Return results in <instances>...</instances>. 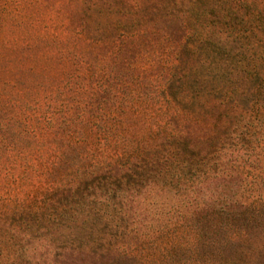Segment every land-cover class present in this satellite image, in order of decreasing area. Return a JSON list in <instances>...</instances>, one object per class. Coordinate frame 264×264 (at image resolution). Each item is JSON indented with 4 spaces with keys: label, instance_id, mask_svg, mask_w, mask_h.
<instances>
[{
    "label": "trees",
    "instance_id": "16d2710c",
    "mask_svg": "<svg viewBox=\"0 0 264 264\" xmlns=\"http://www.w3.org/2000/svg\"><path fill=\"white\" fill-rule=\"evenodd\" d=\"M33 1L39 3L37 19L23 13L33 6L8 10L0 5V182H6L9 195L29 173L47 179V185L40 189L38 203L13 198L8 207L0 204V227L5 221L19 225L0 238V264L6 250L24 249L19 247L23 237L12 242L17 231L28 232L32 221L42 218L58 222L48 211H56L57 196L65 202L77 198L82 205L98 199L119 214L116 238L144 241L132 226L140 218L137 201L144 193L154 199L156 185L166 184V172L176 165L195 166L199 179L210 176L206 159L214 152L206 145L215 138L198 134L204 129L200 122L192 126V134L181 136L178 128L186 125L187 114L180 96L185 99L189 85L195 84L199 97L204 93L213 103L220 101L211 106L217 111L220 104L236 101L247 86L255 90L264 84V0ZM40 10L54 16L45 20ZM53 71L59 74L50 75ZM51 79L56 87H48ZM159 83L165 86H154ZM166 109L174 112L170 119L184 122L171 119L168 131L165 125H147L152 129L147 139L134 137L132 118L165 116ZM223 123L211 122L212 134ZM37 159L50 161L49 168L32 169ZM73 160L82 167L67 172L65 166ZM222 168L215 166L212 174ZM175 171L177 185L186 186L190 179ZM242 206L243 213L226 214L230 234L221 245L207 240L199 204L189 206L184 222L199 225L193 243L170 244L171 253H190L189 260L178 264H264V243L252 242L244 230L255 213L264 214V203ZM249 211V217H242ZM140 243L119 251V258L144 264ZM209 246L213 251L203 254L202 248Z\"/></svg>",
    "mask_w": 264,
    "mask_h": 264
},
{
    "label": "rangeland",
    "instance_id": "374dc122",
    "mask_svg": "<svg viewBox=\"0 0 264 264\" xmlns=\"http://www.w3.org/2000/svg\"><path fill=\"white\" fill-rule=\"evenodd\" d=\"M46 1L52 4V0ZM0 5L5 6L8 10L33 6L32 8L29 7L31 9L25 8L23 13L26 15L33 13V17L36 19L39 17L37 15L39 12L35 13V6L39 3H34L33 0H0ZM40 13L45 20H50L54 16L51 10H47V12L40 10ZM260 72H263L264 75L262 68ZM56 73L59 74V71H53L49 74L54 75ZM158 85H161V88L165 86L162 83L154 86ZM262 85L261 83L255 85L256 88L258 87L255 90L252 89V84L247 86L243 95L235 97L236 101L220 104L217 111L211 106L216 107L220 101L213 103V100H210L204 93L199 97L195 84L189 85L185 99L180 96L182 100L180 105L185 108V114H187L184 117L186 124L184 125L187 126V129L182 125H179L182 127L178 128L183 132L181 136L185 132L192 134L194 131L192 126L196 122H200V126L204 124V129L201 132L197 131L198 134L201 137L205 134L208 139L215 138V141L209 140L207 145L204 144L210 147L209 152H214L206 159V161L209 159V162L205 170H211L206 175L210 176H202L199 179L194 169L195 166L176 165L166 172L167 177L163 181L166 180L167 183L156 185L159 188L156 187L158 192L154 199L153 197L151 199L148 193H144L142 198L137 201L140 218L133 220L134 224L131 223L133 227L140 229L139 233L144 235L142 240L144 238L145 240L141 242L142 244L140 239L131 236L116 238L115 234H119L116 227L119 224V214H116L115 208L101 206L102 204L100 205L98 199L90 198L87 202L84 201L85 205H82L77 198L72 197L70 199L69 197L65 199L68 202H65L62 200V196H57L53 201L57 202L58 199L59 202L54 204L59 206L56 207V211H48L57 215L58 222L48 223L46 218H42L32 221L31 229L28 232L25 231L26 236L23 231L20 230L21 234L17 231L12 242H19L23 237L24 240L19 243V247L21 249L24 247V249L20 252L12 250L7 252L6 250L5 255L2 256V264H133L120 259L119 251L125 250L129 246L133 250L135 245L139 243L142 247L140 249L141 254L145 259L144 264H178L184 259L189 260L190 253H177L175 251L171 253L170 244H175L177 240L181 245L193 243L195 226H198L199 223L205 227L204 232L207 233V240L216 241L217 245H221L230 234V223L226 214L229 212L238 213L239 211L243 213L244 206L242 205L244 203L249 204L259 200L264 203V95H261V93L264 94V84ZM49 86L56 87V80L51 79ZM210 87L214 88L215 85L212 84ZM216 97L218 98V96ZM256 97L259 98L258 101H256ZM148 106H152V104ZM38 107L41 108L42 105H38ZM150 109L151 107L148 108V110ZM165 114L168 115L156 114L158 116L132 118L131 127L133 132L137 134L134 137L147 139V134L150 135L152 131V129H148L147 125L150 128H154L158 124L165 125L164 127L168 131L169 128L172 129L168 125V121L171 119L174 123L177 121L184 122L182 118L170 119V115L174 116V112L167 109ZM221 119L224 122L223 127L220 130L217 129V134H212L211 122H217ZM206 122H210V127L207 126ZM222 136L223 138L219 140ZM167 143L168 139L164 141V144ZM37 153L39 155L40 151ZM68 163L65 166L68 169L67 172L73 167H82L77 166L75 160ZM31 165L32 169L43 171L49 168L50 161L37 159L32 161ZM214 165L217 168L219 165L223 166L222 170L220 169L215 175L212 174V168L215 169ZM209 166L212 168L210 169ZM177 169L181 170L183 179H190L186 186L177 185V182L180 181L174 178V174L178 172L175 171ZM221 171L224 173L221 174ZM235 174L237 177H233V179L226 178L227 175L235 176ZM27 177V180L17 183L18 187L12 195H9L5 190L7 188L6 182H0V204L2 206L8 207L13 198L21 201L33 198L36 203L40 201V189L46 188L47 179L33 173H29ZM191 181H198L199 185L197 187L192 184L189 185ZM184 183L185 180L182 181V184ZM191 186H194L192 191H190ZM195 204H199L200 222L197 224H194V221L184 222V218L187 217L185 210ZM214 212L221 216H215ZM258 212L254 215L255 221L245 224L244 230L249 234V239L252 242L262 241L264 243V214L260 212L258 215ZM250 213V211L246 212L242 217H249ZM15 220L17 221L18 218ZM210 223L218 227L214 228ZM14 226V230L19 229V225L15 221H5L0 227V238L7 236L9 230ZM238 227H241L240 223ZM138 236L140 237V235ZM110 245L113 248L108 251ZM16 249L13 248V250ZM202 250L203 254L207 255L213 251L210 246L204 247ZM105 253H111V255L107 256ZM27 255L29 257L28 260L26 258V261L24 259Z\"/></svg>",
    "mask_w": 264,
    "mask_h": 264
}]
</instances>
